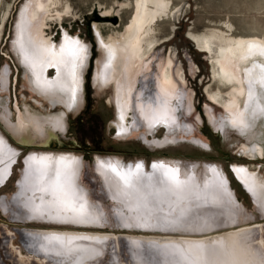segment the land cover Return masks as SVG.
Masks as SVG:
<instances>
[{"label":"bare ground","instance_id":"1","mask_svg":"<svg viewBox=\"0 0 264 264\" xmlns=\"http://www.w3.org/2000/svg\"><path fill=\"white\" fill-rule=\"evenodd\" d=\"M60 6L61 0H29L23 5L19 12L15 45L30 73L32 86L43 96L61 98L67 108L75 112L83 104L85 72L91 49L67 31L63 32L62 42L54 44L47 29H51L54 19H64L71 11L70 5L66 12L59 11ZM170 8L169 0H135L133 12L123 30L109 37L104 36L98 22L93 24L94 33L104 50L99 80L103 79L107 85L113 84L117 114L115 126L119 136L131 132L128 119L130 116L136 118L133 90L140 81L139 77H147L151 71L155 51L160 44L156 34L158 23L153 24V21L169 15ZM2 33L3 26L0 27V38ZM190 37L199 50L211 56L213 73L218 80L230 87L226 93L221 90L210 92V101L223 107L241 134L248 138L259 137L246 142L243 151L253 159L264 158V38L235 36L221 28L192 33ZM53 70L56 75L49 77ZM157 72L155 96L144 90L137 105L138 114L150 130L160 121L174 127L173 121H178L176 103L180 99L181 84H187L186 76L177 68L172 55L166 59L159 58ZM4 75L3 88L6 89L8 75ZM18 103L14 104L17 110L14 121L7 117L1 119L18 142L46 144L56 132L67 130V117L64 115L50 119L51 122L41 121L42 118L29 104L21 109ZM18 153V149L13 148L6 135L0 132V166H4L0 170V182L10 172V163ZM26 159L31 174L27 173L23 191H34L36 196L30 197L23 192L19 194L21 198L18 201L26 204L31 217L40 219L48 216L55 221L84 226L104 224V206L90 201L87 189L78 183L81 170L78 157L41 151L30 153ZM169 164L165 166V161L164 164L154 163L152 172L139 164L135 173L132 169L127 172V166L116 160H98L97 171L104 179L111 198L117 201V212L120 214L124 208L129 211L130 216L125 218L130 226L137 224L155 230L148 235H126L131 243H159V247L167 249L177 259L172 251L176 246L204 247L203 254L193 250L187 259L179 260V264H193V261L199 264L201 255L215 264H261L264 245L257 241V236H253L256 227L242 225L248 223L250 217L236 203L224 180L207 176L202 185L182 178L183 175L172 178L162 168L170 167ZM109 165L114 166L115 171ZM133 166L137 167L136 164ZM233 168L264 216V183L258 182L255 172L246 165L238 164ZM177 216L191 223L171 226L170 222ZM201 223L206 226L198 227ZM222 227L226 228L219 231ZM38 233L43 254L52 253L58 260L54 264H88L98 259L110 236L88 230H43ZM54 237H59V240Z\"/></svg>","mask_w":264,"mask_h":264},{"label":"rangeland","instance_id":"2","mask_svg":"<svg viewBox=\"0 0 264 264\" xmlns=\"http://www.w3.org/2000/svg\"><path fill=\"white\" fill-rule=\"evenodd\" d=\"M169 1V15L153 21V24L158 23L156 34L160 44L156 48L151 71L147 77H139L140 81L133 90L134 115L140 124L130 116L128 123L131 132L119 136L115 126L117 114L113 84L107 85L103 79L99 80L104 50L94 33L93 24H100L105 37L121 32L130 19L135 0H61L58 10L66 12L70 5V15L64 19H54L50 24L51 29L46 32L51 33L55 45L62 42L63 32L67 31L91 49L85 72L83 104L75 112L69 110L61 98L43 96L32 86L30 73L18 54L15 44L19 12L29 0H0V27L3 26L0 38V132L19 151L10 163V172L0 182V264H54L58 261L52 253L45 255L33 252L35 249L44 252L38 233L43 230H88L110 235L100 258L88 264H159L153 259L164 264H179V259L163 247L143 241L138 242V245L128 244L123 238V234L148 235L155 233V230H147L137 224L130 226L125 218L130 216L129 211L124 208L121 215L117 212V201L111 198L104 179L97 171L100 159L116 160L127 166V172L132 169L135 173L138 169L133 166L135 164H142L148 172H152L154 163L164 164L165 161V166L171 163L170 167H162L168 176L177 178L183 175L182 178L192 179L202 185L207 176L210 179L219 177L235 196L236 203L250 217L248 223L242 225L256 227L253 236H257V241L264 245V219L233 168L238 164L246 165L255 172L258 182L264 183V158L253 159L243 151L246 142L259 137L248 138L241 134L223 107L210 101V92L221 90L226 93L230 87L218 80L213 73L211 56L199 50L190 37L192 33L200 34L212 28H221L235 36L264 38V0ZM170 55L186 76L187 82L185 86L181 84L180 99L176 103L178 121H173L174 127L160 121L150 130L137 112L139 95L145 90L155 96L157 63L159 58L166 59ZM6 73L8 85L4 89ZM55 75L54 70L49 72V77ZM15 102H19L21 109L29 104L43 119L41 121L51 122L50 119L59 115L67 117L65 134L59 131L55 134L58 143L47 147L18 143L1 120L7 117L14 121L17 118ZM41 151L54 155H74L80 159L78 183L87 189L90 201L104 206V224L84 226L55 221L48 216L40 219L31 217L26 204L18 200L21 198L19 194L23 192L30 197L36 196L34 191H23L27 173H30L26 158L32 152ZM2 168L4 166H0V170ZM3 202L5 205H2Z\"/></svg>","mask_w":264,"mask_h":264},{"label":"snow or ice","instance_id":"3","mask_svg":"<svg viewBox=\"0 0 264 264\" xmlns=\"http://www.w3.org/2000/svg\"><path fill=\"white\" fill-rule=\"evenodd\" d=\"M109 167L113 168V171H115V167L112 165H109ZM137 167L139 168L140 165H137ZM83 207V205H81V208ZM190 221H185L183 220L180 216H177L175 219H173L170 224L171 226H178L181 224L184 225H188L190 224ZM198 227H204L206 226L205 224H198ZM53 239L59 240V237H54ZM69 243H71V241H69ZM193 250H197L199 251L201 254H203L204 251V247L202 245H194L190 248H184L183 246H176L172 249V251L178 256L179 260H184L187 259L189 257V255L192 253ZM193 264H197L196 261H193ZM199 264H215L214 261H209L206 257H204L203 255L200 256L199 258ZM261 264H264V260H262Z\"/></svg>","mask_w":264,"mask_h":264},{"label":"water","instance_id":"4","mask_svg":"<svg viewBox=\"0 0 264 264\" xmlns=\"http://www.w3.org/2000/svg\"><path fill=\"white\" fill-rule=\"evenodd\" d=\"M114 21H116V19H114ZM88 78H89V76H88ZM12 135V134H11ZM15 139H16V141H18V139L14 136V135H12ZM18 143H20V144H22V145H25V146H41V147H47V146H50V145H52V144H54V143H58V140L56 139V137H55V135H54V137L52 138V140H50L49 141V143H46V144H38V143H22V142H18ZM244 185V184H243ZM245 187V186H244ZM246 188V187H245ZM246 190L248 191V189L246 188ZM249 192V191H248ZM249 194H250V196L252 197V199H253V196H252V194L249 192ZM254 200V199H253ZM255 202V201H254ZM259 211V210H258ZM259 213H260V211H259ZM260 216L262 217V219H264V216H262L261 215V213H260ZM226 227H222V228H219V231H221V230H224ZM217 231V230H216ZM215 232V231H214ZM123 236V238L127 241V243L129 244H131V241L127 238V236H126V234H123L122 235ZM119 237H121V234H119ZM113 239V238H112ZM114 240V239H113ZM146 243V242H145ZM149 244V243H148ZM156 245H159V246H161L159 243H155ZM132 246V245H131ZM33 252L34 253H38V254H43L42 253V251H40V250H38V249H35V250H33ZM156 257V256H155ZM155 262H160V260H157V259H153ZM156 264V263H155Z\"/></svg>","mask_w":264,"mask_h":264}]
</instances>
